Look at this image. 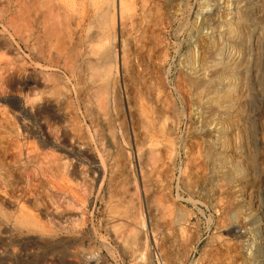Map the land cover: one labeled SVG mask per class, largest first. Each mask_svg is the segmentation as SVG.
<instances>
[{"label":"rangeland","instance_id":"obj_1","mask_svg":"<svg viewBox=\"0 0 264 264\" xmlns=\"http://www.w3.org/2000/svg\"><path fill=\"white\" fill-rule=\"evenodd\" d=\"M33 1L34 0H25L27 5H36L40 0ZM44 1L41 0L40 2L43 3ZM138 1L139 0H135L133 6V10H135H132V13H128L124 20V25H129V28L124 27V25L121 28L118 27L120 29H118L117 35L119 39L117 38L116 44H118L117 49L119 50V55L125 54V50L127 49L128 51H126L128 54L127 52L126 54L128 56L126 54L124 55L127 58H125L123 62L125 64L119 59V64H121L118 66V77L120 79L117 80L116 87H113V89H115V92L113 91V97L115 99V94L117 96V93H119L120 96H118L123 99H119V97L118 99L116 98L118 102L115 101V99L113 104L120 103L115 106L113 105L114 107H112V105H107L105 107L106 110H104L103 106L100 105V103L103 104V102H100L101 100H95L97 97L98 99L101 98L99 97L101 95L100 82L96 80V76L95 78L94 76L93 78L91 77V79L89 76L91 74L93 75V73L96 75V72L90 69L91 73L87 71V69L85 71L80 70L85 74L80 71H75V78H71L68 73V61L65 58L67 52L63 49L65 51L64 55L66 54L65 57H63V53H60L61 51L56 52V48H54L53 51H49L48 47H45L47 45L46 40L48 39L46 38L47 33H43V37L41 36V31L44 32L45 30V26H41L43 22V19H41L43 9H40L39 13L37 11L39 20L36 23L40 27L37 26L36 29L35 24L34 29H32L36 31L34 32L36 36L34 37L31 35L30 38L28 35H30L31 31H25L24 27H20L23 26L22 14L20 13L22 0H0V44L2 43L0 45V72L2 71L0 74V81L1 78L3 80L7 76L8 78L10 77V83L8 82V78L3 80L5 83L3 81H1L2 84L0 83V135H4L1 133H5L3 139V136H0V190L2 189L0 198L1 195L4 194V197L2 196V199H4H0V212L2 211V213H0V264H245L247 262L248 264H264V0H148L147 2L145 0L146 3L140 2L141 0L138 3ZM27 7H30V12L34 8L31 9V6ZM143 10H146L145 13ZM30 12H28V14ZM31 13L33 15V11ZM129 14L131 16H128ZM32 15H29V18H33ZM129 17H132L134 21ZM63 18L64 17L60 15L59 19L64 22L65 20ZM20 20H22V24ZM126 20H130V22L127 23ZM131 20L134 22V25ZM27 28L30 29L29 26ZM63 28L64 27H61L57 31L60 32V37L61 34L63 36L65 32V36L63 37L67 38V27H65L66 29ZM60 29L64 32L62 33ZM129 30H131V32ZM39 37L43 39L41 40ZM63 37V41L60 38V42L64 44L63 47L65 48V45H69ZM35 38H38L39 42H37L38 40H35ZM76 39L77 38H75L74 43ZM40 40L44 43L41 44ZM125 40L127 43L124 42ZM5 41L9 42H7L8 45H6ZM27 42L31 45H28ZM25 43L27 44V49L25 48ZM35 43L38 45H35ZM123 43L127 45V48L123 47ZM33 45L36 47L44 45L47 50L41 46L40 52L37 50L39 49L38 47L37 49L30 47ZM30 48H33L32 50H36L40 54L38 53V55L35 53L36 51L32 52ZM77 49L79 51L81 49L82 52L86 51L85 46L81 47L78 45ZM46 52L47 55L54 53L53 57L51 56L53 59L48 55L49 58L47 59H52L49 62L44 58ZM33 53L35 55H33ZM42 53L43 56L41 55ZM24 54L27 56L25 57ZM54 55H56L57 58ZM88 56V58H91L92 54ZM22 60H24L23 63ZM60 60L62 62H60ZM24 62L25 66H22L21 63L24 64ZM36 62L39 63V65L41 64L42 67H39ZM26 64L29 67H33L35 75H38L37 77L31 73L34 72L32 68H29V71L26 70L28 69ZM20 65L22 67H20ZM44 65L49 68L45 67V70L43 67ZM23 67L25 69H23ZM124 67L128 69V71L124 69ZM1 68L4 69L2 70ZM40 69L43 75L40 74L39 76V71L42 73ZM47 72L50 76L47 75ZM19 74H21V78ZM51 74L55 75L52 76ZM57 74L61 79L57 77ZM78 74L83 78L84 75L87 77L83 79L78 76ZM15 75L17 77H15ZM43 76L47 77L48 80ZM40 80L42 84L39 83ZM46 80L48 83L42 82H47ZM61 80L66 82L62 83ZM25 82L27 84H25ZM53 82L56 83H54L56 86ZM63 84L68 87H63ZM36 85L42 92L44 91V93H41V90L37 88ZM41 85H43V88L40 87ZM118 85L119 87L117 88ZM73 86L79 88V91ZM32 87L36 91L40 90V92L35 91L36 93H33V91L28 95L29 90H33ZM83 87L86 92H84ZM58 88L63 89L59 91ZM64 89H67V95ZM52 90H54V93ZM51 91L53 94H56L57 100L53 98L54 95L52 96V94L50 97L49 92ZM92 92L95 96L94 94L91 95ZM31 94L37 95L39 99H36L35 95L31 97ZM61 94L64 95V97H62ZM80 98L83 99L80 101ZM60 99L62 101H60ZM70 99H72V101ZM55 100L56 103L60 101L61 103H59L61 106L59 103L56 105L54 102ZM126 100L129 105H127ZM39 101L42 103H38ZM50 101H52V104H49L51 103ZM74 101H76V103ZM31 102H36L37 104H32ZM62 102L64 105L67 102L65 106L68 110H64L66 108L63 107L64 105H62ZM96 102L99 103V105L96 104ZM86 103L87 108L85 105ZM26 104L28 108H25ZM79 104H84L85 107ZM140 105L143 107H140ZM95 106L97 107L94 108ZM122 106H126V109ZM84 108L91 112L86 111V115L83 113L85 111ZM109 108L111 111H109ZM141 108L145 109L141 110ZM77 111H80V114ZM51 112L52 114L54 113L53 116ZM32 113L34 114L32 115ZM143 113L147 117H145ZM71 114L77 115L72 116ZM94 114L102 117L100 118L98 116L99 119H96L97 117ZM67 115L70 117L68 118ZM92 116L95 119H93ZM5 117L6 119H4ZM51 117L54 119H51ZM73 117L77 119H73ZM132 117H134V119ZM66 118H72L70 120L72 125L68 123L69 121H67ZM128 118L131 121L128 120ZM150 118L153 119V124L150 122L152 120ZM63 119L64 121L66 120L67 124H62ZM60 120H62L61 123ZM97 120L99 121L97 122L98 124L94 122ZM104 120L107 122L105 123ZM21 121L23 124H21ZM73 121L75 123L78 122V127H76L77 124ZM104 123H108V126H105ZM118 123H122L123 127L120 128L121 126ZM141 123L143 125H140ZM52 124H54V126ZM68 124L71 125V127L73 124L76 125H74L75 127L73 126L74 129H70L73 131L67 128L69 127ZM111 124L112 126H110ZM130 124H132V126ZM11 125L15 126H13V131L11 130L9 133L7 131L8 129H12ZM24 125L27 126V129ZM31 125H35L34 129ZM86 125L88 129H86L87 127L85 128ZM91 125H93V127ZM101 125L103 128L100 129ZM146 125L148 129L145 127ZM60 126L67 127L62 128ZM98 126L99 128L96 129ZM54 127L57 129L58 133L56 131L52 132ZM126 127L128 129H125ZM149 127L152 129L150 130ZM28 128H31V130ZM2 129L5 131H2ZM78 129L82 134L78 133ZM124 129L126 131V136L123 134V132H125ZM111 130H116L115 135L117 136L118 145L115 147V151L110 153L103 148L104 144H101V141L104 143L105 136L110 134ZM131 130H134L133 133ZM147 130L151 133H149V131L147 132ZM65 131H67L69 136L66 135L67 137L63 140L65 135L62 133H66ZM99 131L102 133H99ZM104 131H106L105 135L101 136L104 134ZM17 132L19 133L18 136L16 135ZM25 132L27 133L26 136H24ZM43 133L44 136L42 135ZM6 134L7 137H5ZM20 134L22 135L20 136ZM53 134L58 137L59 140H57ZM50 135H53L52 138H50ZM73 135L75 138H79V141L77 138L73 139ZM32 136L33 138H31ZM61 136H63L62 139ZM80 137L83 139L81 140ZM148 137L149 139H147ZM14 139H17V141L19 139V142H14ZM37 139L39 140L36 141ZM135 140L138 146L141 143L140 147L142 146V149L136 146L137 143H135ZM41 141L43 143H41ZM50 141L52 144H50ZM83 141H85L86 144ZM98 141L100 143H98ZM44 142L47 144V147ZM62 142L63 144H61ZM80 142L83 145L81 149L83 147L88 152L82 149V151L78 153L81 149L77 151L74 145ZM15 143H20L19 145L21 146L19 147V145L17 146ZM21 143L27 146L26 149H24L25 146ZM64 144L66 145L65 147ZM14 145H16L18 149L15 148L16 146ZM51 145L53 148L52 150ZM63 147L64 149L67 148V150H64ZM96 147L97 151L95 150ZM98 147H102L104 151ZM59 148L60 150H58ZM36 149L39 152H36ZM72 149H74V151ZM31 150L36 156L34 153H29ZM136 150H138L137 154ZM40 151H44L45 153ZM20 152L21 155L17 154ZM26 152H28V154ZM51 152L55 154V157L59 155L60 159L57 160L54 158V155L50 154ZM75 152L76 155L74 154ZM144 152L149 153H147V155L144 154ZM43 154L45 155L43 156ZM86 154H92L91 156H95V159L97 156L100 157L99 155H101L105 161L108 160L107 162L109 163L114 161V163L112 167L109 166V164L108 167H106L105 174L107 175L106 179H108L106 180L108 188L100 193L96 191L98 182L92 180L93 177L91 175L93 173H87L88 176L86 180L82 178L81 175H78L80 178L77 176L76 178L75 176L72 178L69 177L71 180L70 187L67 186L69 189L66 188L64 191L67 194L71 193L68 194V196L74 201V207L71 208L73 212L70 206L64 205L65 203L63 200L62 202L60 201L63 195L59 193L60 190L57 188L58 186L52 183L53 176L48 168L49 166L52 167L57 165L56 162L58 161L62 164L63 161L62 167H60V162H58L60 165L54 167L58 169L57 173L60 171L58 176L61 175L62 177L63 174L68 171V163L71 166L72 164H77L79 161L80 163L78 164L82 166L80 167V165L77 164L78 173L80 169L81 171L83 169V171L86 170L88 172L89 165L82 160L83 157L84 160L86 159ZM103 154L106 155V157ZM13 155H16L15 157L17 159H14V157H12ZM17 155H20V157L18 158ZM29 155H31L32 158ZM66 155L71 157L72 162L70 161V157ZM108 155L110 156L108 157ZM24 156L28 159L25 160ZM45 156L46 158H44ZM48 156H52L53 159L52 157L48 158ZM63 157L66 160H64ZM32 159L34 160L32 161ZM46 159H50L51 161L49 162V160ZM54 159H56V161H52ZM44 161L45 163L43 164L47 162L48 168H46V165H43L41 169V163ZM96 161H98V159H96ZM29 162L33 164L29 165ZM12 163H14V165ZM3 164H5L4 168H2ZM21 164L25 167L24 171L21 170ZM84 165L86 166L84 167ZM65 166L67 169H64L66 168ZM35 168H40V173L45 169L49 172H46L47 175L51 174V176H47V180H45L46 178L43 179L45 176L44 170L41 173L44 176L38 175V177L36 175L39 173V170H35ZM60 168H62V171ZM4 170L6 171L4 172ZM29 170L30 175H28ZM35 171L37 172L34 173ZM55 171L56 170H54V173H56ZM26 176H28L29 179ZM89 176L91 177L90 179L88 178ZM7 178L12 181L10 180V182ZM31 181H34L33 183H36V186L34 185L32 187L33 183ZM9 182L10 184L8 187L11 185L9 188H11L13 192L10 189L8 190V187L5 186ZM140 183H142V185ZM31 188L33 190H30ZM54 189L56 190L54 191ZM3 190L7 191V193ZM29 193H31L33 199ZM23 194L25 197L27 196V199L23 196L25 201L21 200ZM107 194H110L111 197L110 195L107 196ZM120 195L122 196L120 197ZM59 196H61V198ZM134 200H136L135 205ZM19 201H22L26 207L21 202L19 203ZM139 201L141 202L139 203ZM7 202H9V204H7ZM59 202H61V205L65 206V208H69V212L73 214L71 220H67L66 223L63 220L57 219V221L56 218H52L53 214L57 211L56 209H64L63 206L60 207L61 205ZM123 202H125V204ZM19 204H22L25 208L22 207V205L18 206ZM11 205L16 206L11 207ZM55 205L57 208H55ZM123 205H127V207ZM132 208H135V210H132ZM24 211L27 213L29 219L31 217L30 220H28ZM38 212H40V215L42 214V218L39 217ZM125 213L128 216H126L127 218H133L134 222L130 218L133 223L128 222L129 220L124 216ZM129 213L131 215H129ZM134 214L135 218L133 216ZM20 216L21 218L25 217L24 219L27 218L24 220L25 225ZM32 216L33 222L36 220L34 224L37 225V227H41L45 232H42V229L40 232L39 227L38 230L35 225L32 224L36 228L29 223V221L32 222ZM36 217H39L38 221L37 219L34 220ZM125 222H127V226ZM153 222H155V224ZM28 223L29 226L31 225L32 227L30 226L31 229H28V226L26 230L24 226L26 227ZM54 223L58 225V227ZM18 224L21 226H18ZM43 225L50 229L52 228L51 230L55 227L54 233L50 229L49 231L47 230L48 233L45 230L48 228H43ZM135 226L139 229V233L138 230H136L138 238L134 231V229H136ZM139 226L142 228H139ZM131 227L134 228H132L135 232L134 235L131 231ZM151 229H153V232ZM157 229L158 232L156 231ZM38 231L40 233H38ZM126 232H130L128 236L131 234V237L132 235L136 237L137 241L134 240L135 238L132 239L134 242H139V245L133 243L131 238L132 241H130V239L126 240L128 239H125ZM142 233L145 234L142 235ZM141 236H144V240ZM139 239L144 242L142 241L140 244ZM103 242L106 243L104 244ZM127 242H132V245ZM257 244H259V247ZM76 249L80 252H77ZM249 249L252 251L251 254ZM73 250L75 256H73ZM92 252L96 253L97 258H90V253ZM71 254L73 258L75 257L74 260ZM86 259H88L89 262H87L88 260ZM245 260H247V262Z\"/></svg>","mask_w":264,"mask_h":264},{"label":"bare ground","instance_id":"obj_2","mask_svg":"<svg viewBox=\"0 0 264 264\" xmlns=\"http://www.w3.org/2000/svg\"><path fill=\"white\" fill-rule=\"evenodd\" d=\"M35 1V0H34ZM33 1V2H34ZM41 1V0H40ZM39 1V2H40ZM42 1H44V0H42ZM140 1V0H139ZM139 1H138V3H139ZM148 0H146V2H147ZM29 2V1H28ZM32 2V1H31ZM36 2H38V1H36ZM39 2H38V4H39ZM140 2H144V3H146L145 2V0H141ZM137 3V4H138ZM29 4V3H28ZM37 3H36V5L35 4H32V5H34V6H32L31 4L30 5H27L26 4V2H25V0H22V8H21V14H22V19H23V26H20V27H24V30L25 31H31L30 32V35H28L29 37L32 35V36H36V35H34V32H36V31H33V29H34V26H35V24H36V29H37V26H39L36 22L39 20L38 19V17H37V11H38V13H39V10L40 9H43V12L41 13V19H43L42 21V23H41V26L43 25V26H45V30H44V32L43 31H41L42 32V37H43V33H47L46 34V38L48 39V40H46L47 41V45L45 46L46 48L48 47V50L49 51H53V49L54 48H56V52H59V51H61L60 53H63V57H65V55H64V52L66 51L67 52V56L65 57L66 59H67V61H68V73L70 74L69 76L72 78V77H74V74H75V71L77 72V71H80V70H82V71H85L86 69H87V71H90V70H94L95 72H96V75L93 73V75L91 74V75H89L90 76V79H91V77L93 78V76H94V78H95V76H96V80L97 81H99L100 83V90H101V95L99 96V97H101V98H99L98 99V97H97V99H95L96 101H99V100H101L100 102H103V104H101L100 103V105H102L103 106V108H104V110H106V106L108 105H112V107H114L115 105H118L119 103H115V105L113 104V101L117 98L118 99V97L120 96L119 95V93H117L118 95L116 96V94H115V99H114V93H113V91L115 92V89H113V87L117 84V80L118 79H120L119 77H118V66H120V64H119V59L122 61V63L124 62V60H125V54H126V52L128 51L127 49V51L125 50V54L123 53H121L122 55L120 56L119 55V50L117 49V45L118 44H116V41H117V35H118V27H122L123 25H124V20L126 19V17H127V14L128 13H130L132 10H133V6H134V4H135V0H45L43 3L42 2H40V4L38 5ZM138 5H140V4H138ZM142 5V4H141ZM147 5V4H146ZM27 6H31V9L33 8V10H31V12L33 11V15H32V13L30 12V7H27ZM143 6V5H142ZM144 7H146V6H144ZM137 8V7H136ZM138 9H139V7H138ZM29 10V11H28ZM135 10V9H134ZM133 10V11H134ZM42 11V10H41ZM132 11V12H133ZM141 11H142V9H141ZM144 11V10H143ZM146 11V10H145ZM145 11H144V13H145ZM28 12H30L29 14H28ZM65 12H66V14H65ZM131 12V13H132ZM135 12H137V11H135ZM140 12V11H139ZM61 13V14H60ZM63 13V14H62ZM140 13H143V12H140ZM138 14V13H137ZM29 15H32L33 16V18H29ZM60 15H62L64 18V22L61 20V19H59L60 18ZM142 15V14H141ZM20 16V15H19ZM128 16H131L130 14L128 15ZM134 16V15H133ZM141 17V16H140ZM139 17V18H140ZM62 18V17H61ZM130 19L132 18V17H129ZM132 20L134 21V19L132 18ZM131 20V22H133ZM21 22V24H22V20H20ZM31 22V23H30ZM41 22V21H40ZM126 22L128 23V22H130V20L129 21H127L126 20ZM126 25V24H125ZM124 25V27H128V26H125ZM132 25V24H131ZM133 25H134V22H133ZM29 26V28L30 29H28L27 27ZM40 27V26H39ZM61 27H67V29H66V35H67V38H64L63 36H65V32L64 31H62L61 29H60V31L64 34L63 36H62V34H61V37H60V32L59 31H57V30H59V28H61ZM33 28V29H32ZM63 28V29H64ZM129 28V27H128ZM132 28V27H131ZM42 29V28H41ZM120 30V29H119ZM122 30V29H121ZM125 30V29H124ZM132 30V29H131ZM131 30H129L130 32H131ZM46 31V32H45ZM126 31V30H125ZM38 32V31H37ZM56 32H57V34H56ZM121 32V31H120ZM133 33V32H132ZM77 34V35H76ZM120 34V33H119ZM122 34V33H121ZM127 34V33H126ZM131 34V33H130ZM26 35V34H25ZM25 35H24V37H25ZM59 35V36H58ZM27 36V37H28ZM75 36H77V37H75ZM134 36V35H133ZM135 36H136V34H135ZM40 38L41 40L43 39V38ZM62 37L64 38V40L68 43V45L69 46H67V45H65V48H66V46H67V48L65 49L64 47H63V45L64 44H62V42H60L61 40H60V38L62 39ZM121 37H123V36H121ZM31 38V37H30ZM75 38H77L76 39V42L74 43V40H75ZM127 38L129 39V37L127 36ZM33 39V38H32ZM68 41H67V40ZM119 39V38H118ZM35 40H38L37 42H39V39L38 38H35ZM40 40V42H41V44H43L42 43V41ZM31 41V40H30ZM34 41V40H33ZM62 41H63V39H62ZM64 41V42H65ZM120 41V40H119ZM7 42L8 41H5V43H6V45H8L7 44ZM35 42V41H34ZM33 42V43H34ZM65 42V43H66ZM125 43H127L126 42V40L124 41ZM9 43V42H8ZM28 43V42H27ZM2 44V43H1ZM0 44V45H1ZM30 43H28V45H29ZM62 44V45H61ZM124 44V43H123ZM31 45V44H30ZM35 45H38L37 43H35ZM63 47H61V46ZM85 46V50L86 51H84V52H82L81 51V49H80V51L77 49V46ZM125 45L126 44H124V48H127V45H126V47H125ZM41 46H43L44 47V45H41ZM40 46V47H41ZM27 47V44L25 43V48ZM30 47H34V48H36L37 49V47L36 46H30ZM40 47H38L39 49H37V50H39L40 51ZM44 47V48H45ZM86 47H87V49H86ZM45 48V50H47ZM122 48V47H121ZM27 49V48H26ZM31 49V48H30ZM33 49V48H32ZM31 49V50H32ZM63 51H62V50ZM36 51V50H35ZM34 50H32V52H35ZM49 51H47V52H49ZM26 52V51H25ZM31 52V51H30ZM41 52V51H40ZM47 52H46V55H47ZM55 52V53H56ZM28 53H29V51H28ZM35 53H39L38 51H36ZM40 54V53H39ZM38 54V55H39ZM51 55H49V57L50 58H52L53 57V54L52 53H50ZM92 54V56H91V58H95V59H91V58H88V57H90V56H88V55H91ZM127 54H128V52H127ZM126 54V55H127ZM25 55V54H24ZM33 55H35L34 53H33ZM38 55H36V56H38ZM42 56H43V53L41 54ZM46 55L44 56V58H45V60H48L47 58H49L48 57V55H47V57H46ZM58 55V54H57ZM27 55H25V57H26ZM42 56H39V57H42ZM52 56V57H51ZM55 57H56V55H54ZM88 56V57H87ZM128 56V55H127ZM29 57V56H28ZM31 57V56H30ZM35 57V56H34ZM58 57H59V55H58ZM32 58H33V56H32ZM57 58V57H56ZM56 58H54V59H56ZM30 59V58H29ZM40 59H42V58H40ZM53 59V58H52ZM52 59H50V60H52ZM61 59H62V57H61ZM127 59V58H126ZM8 60H10V59H8ZM7 60V61H8ZM13 60V59H12ZM31 60V59H30ZM35 60V59H34ZM37 60V59H36ZM44 60V61H45ZM50 60H48V62L50 61ZM63 60V59H62ZM11 61V60H10ZM23 61L24 60H22V63H23ZM32 61V60H31ZM31 61H30V63H31ZM57 61V60H56ZM37 62H39V61H37ZM36 62V64H38L39 65V63H37ZM46 62V61H45ZM54 62V61H53ZM60 62H62L61 60H60ZM64 62V61H63ZM8 63H9V61H8ZM14 63H15V61H14ZM21 63V65L23 66H25V62H24V64H22ZM43 63V62H42ZM55 63V62H54ZM53 63V64H54ZM32 64V63H31ZM35 64V63H34ZM44 64V63H43ZM57 64V63H56ZM58 64H59V62H58ZM63 64H65V63H63ZM123 64H125V63H123ZM128 64V63H127ZM20 65V67H22ZM27 65V64H26ZM30 65V64H29ZM33 65V64H32ZM48 65V64H47ZM62 65V64H61ZM11 66V65H10ZM28 66V65H27ZM37 66V65H36ZM59 66H60V64H59ZM63 66H65V65H63ZM62 66V67H63ZM122 66V65H121ZM39 67H42L41 66V64L39 65ZM44 68L46 67L45 65L43 66ZM50 67H51V65H50ZM53 67V66H52ZM123 67V66H122ZM121 67V68H122ZM29 68L31 69H33V67H29L28 66V69H26V70H28L29 71ZM46 68H49V67H46ZM46 68H45V70H46ZM67 68V67H66ZM2 70L4 69V68H1ZM21 69V68H20ZM23 69H25L24 67H23ZM22 69V70H23ZM52 69V68H51ZM58 69V68H57ZM90 69V70H89ZM124 69H126L125 67H124ZM124 69H122V70H124ZM21 70V71H22ZM41 70V69H40ZM127 71H128V69H126ZM126 70H124V71H126ZM7 71V70H6ZM27 71V72H28ZM32 71V70H31ZM33 71H34V69H33ZM48 71V70H47ZM126 71V72H127ZM3 72H5V71H3ZM26 72V71H25ZM38 72V71H37ZM41 72H42V70H41ZM50 72V71H49ZM53 72V71H52ZM81 72V71H80ZM121 72V71H120ZM2 73V71L0 72V74ZM18 73V72H17ZM16 73V74H17ZM19 73H20V71H19ZM30 73V72H29ZM28 73V74H29ZM31 73H33L34 75H35V71L34 72H31ZM44 73H46V72H44ZM48 73V72H47ZM81 73H84V72H81ZM88 73V72H87ZM90 73H91V71H90ZM122 73V72H121ZM37 74V73H36ZM40 74H42L43 75V72L42 73H40V71H39V76H40ZM85 74V73H84ZM124 74V73H123ZM4 75H5V73H4ZM20 75L21 74H19V77H20ZM23 75V74H22ZM25 75H27V74H25ZM30 75V74H29ZM41 75V76H42ZM47 75H49V73L47 74ZM52 75V74H51ZM53 75H55V74H53ZM52 75V76H53ZM83 75V74H82ZM9 76H11V75H9ZM14 76V75H13ZM31 76H33V75H31ZM36 76V75H35ZM38 76V75H37ZM36 76V77H37ZM50 76V75H49ZM66 76H67V73H66ZM77 76V75H76ZM78 76H80L79 74H78ZM77 76V77H78ZM88 76V77H89ZM15 77H17L16 75H15ZM14 77V78H15ZM18 77V78H19ZM29 77V76H28ZM27 77V78H28ZM35 77V78H36ZM43 77H45V76H43ZM57 77H58V74H57ZM64 77V76H63ZM81 77V76H80ZM87 77V76H86ZM85 77V75H84V78H86ZM6 78H8V76L7 77H5L4 79H6ZM10 78V77H9ZM9 78H8V82L10 83V81H9ZM21 78V77H20ZM26 78V77H25ZM24 78V79H25ZM31 78V77H30ZM35 78H33V79H35ZM40 78V77H39ZM50 78V77H49ZM56 78V77H55ZM59 78V77H58ZM75 78V77H74ZM73 78V79H74ZM81 78H83V77H81ZM83 78V79H84ZM3 79V80H4ZM23 79V78H22ZM36 79H38V78H36ZM35 79V80H36ZM43 79V78H42ZM41 79V80H42ZM45 79H47L48 80V78L47 77H45ZM54 79V78H53ZM59 79H61V78H59ZM82 79V80H83ZM2 80V78H1V81H3ZM11 80V79H10ZM27 80V79H26ZM30 80H32V79H30ZM41 80H40V84H42L41 83ZM44 80V79H43ZM46 80V81H47ZM58 80V79H57ZM66 80V79H65ZM94 80V79H93ZM1 81H0V83H1ZM60 81V80H59ZM58 81V82H59ZM62 81V83H64V82H66V81H64L63 82V80H61ZM122 81V80H121ZM4 82V81H3ZM31 82V81H30ZM37 82V81H36ZM42 82H44V83H48V81L47 82H45V81H42ZM51 82H52V80H51ZM69 82V81H68ZM67 82V83H68ZM78 82V81H77ZM96 82V81H95ZM119 82V81H118ZM5 83V82H4ZM20 83V82H19ZM35 83V82H34ZM43 83V84H44ZM55 82H53V84H54ZM61 83V82H60ZM59 83V84H60ZM2 84V83H1ZM25 84H27L26 82H25ZM29 84V83H28ZM50 84V83H49ZM56 84V83H55ZM54 84V85H55ZM69 84V83H68ZM71 84V83H70ZM77 84V83H76ZM9 85H12V84H9ZM32 85H34V84H32ZM64 85V84H63ZM67 85V84H66ZM73 85V84H72ZM78 85V84H77ZM82 85V84H81ZM2 86V85H1ZM4 86V85H3ZM29 86H30V84H29ZM43 85H41L40 87H42ZM46 86V85H45ZM56 86V85H55ZM83 86V85H82ZM90 86V85H89ZM93 86V85H92ZM97 86H98V84H97ZM36 87L37 88H39L37 85H36ZM63 87H68V86H63ZM73 87H76V86H73ZM84 87H86V86H84ZM83 87V88H84ZM116 87V86H115ZM119 87V85L117 86V88ZM1 88V87H0ZM43 88V87H42ZM51 88V87H50ZM77 88V87H76ZM87 88V87H86ZM90 88H91V86H90ZM21 89V88H20ZM25 89V88H24ZM28 89V88H27ZM32 91H30L29 90V93H28V95L30 94V93H32L33 91V93H36V92H40V90H38V91H36L33 87H32ZM46 89V88H45ZM53 89V88H52ZM61 89H63V88H61ZM61 89H59L58 88V90L60 91ZM79 88H77L76 90H78ZM65 91L67 90V89H64ZM63 90V91H64ZM73 90H75V89H73ZM82 89L80 88V91H81ZM84 90V92H86L85 91V88L83 89ZM88 90V89H87ZM92 90V89H91ZM100 90H99V92H100ZM36 91V92H35ZM48 91V90H47ZM53 91V93H54V90H52ZM52 91L51 92H49L50 93V97H51V94H52V96H53V98L54 99H56V94H53L52 93ZM58 91V92H59ZM64 91V92H65ZM79 91V90H78ZM89 91V90H88ZM94 91V90H93ZM117 91V90H116ZM121 91V90H120ZM119 91V92H120ZM24 92H26V91H24ZM46 92V91H45ZM67 92L68 91H66V95H67ZM70 92V91H69ZM72 92V91H71ZM82 92V91H81ZM80 92V93H81ZM90 92V91H89ZM118 92V91H117ZM41 93H44V91L42 92V90H41ZM63 93V92H62ZM78 93V92H77ZM121 93V92H120ZM57 94H59V93H57ZM64 94V93H63ZM72 94V93H71ZM70 94V95H71ZM92 94H94L93 92L91 93V95ZM27 95V96H28ZM35 95V94H34ZM34 95H32L31 94V97H33ZM38 95H39V93H38ZM44 95V94H43ZM42 95V96H43ZM62 95V94H61ZM61 95H59V96H61ZM83 95V94H82ZM84 96V95H83ZM94 96H95V94H94ZM44 97H45V95H44ZM44 97H41V98H44ZM62 97H64V95H62ZM75 97V96H74ZM129 97V96H128ZM25 98V97H24ZM35 98L36 99H39V97H37V95H35ZM49 98V97H48ZM53 98H51V99H53ZM61 98V97H60ZM69 98V97H68ZM90 98V97H89ZM122 97H119V99H121ZM35 99V100H36ZM45 99V98H44ZM44 99H42V100H44ZM63 99H67V98H63ZM83 99V98H82ZM81 98H80V101L82 100ZM115 100V101H117L118 102V100ZM123 99V98H122ZM126 99H127V97H126ZM35 100H33V101H35ZM41 100V101H42ZM57 100V99H56ZM56 100L54 101L55 102V104L56 105H58L57 103H59L60 101H62L61 99H60V101L59 102H57L56 103ZM59 100V99H58ZM71 101H72V99H70ZM85 101H87L86 99H84ZM94 100V101H95ZM128 100V99H127ZM126 100V101H127ZM38 101V100H37ZM65 101V100H64ZM67 101V100H66ZM80 101H78V102H80ZM114 101V102H115ZM123 101V100H122ZM129 101V100H128ZM128 101H127V105H129L128 104ZM134 101V100H133ZM45 102V101H44ZM48 102H49V100H48ZM51 103H49V104H52V101H50ZM75 103H76V101H74ZM141 102V101H140ZM32 104L33 103H36V102H31ZM38 103H42V102H38ZM61 103V102H60ZM60 103H59V105H60ZM81 103H83V102H81ZM37 104V103H36ZM55 104H53V105H55ZM66 104H67V102H66ZM65 104V105H66ZM68 104H69V100H68ZM74 104V103H73ZM96 104H98L99 105V103H97L96 102ZM123 104H126V103H123ZM23 105V104H22ZM35 105V104H34ZM40 105H42V104H40ZM62 105H64L63 104V102H62ZM63 106V107H65L66 108V106ZM80 105V104H79ZM82 105V104H81ZM80 105V106H81ZM86 105V108H87V103L85 104ZM85 105L83 104L82 106H84L85 107ZM89 105H91V104H89ZM93 105V104H92ZM114 105V106H113ZM143 105V104H142ZM27 106V104L25 105V108H28V107H26ZM61 106V105H60ZM59 106V107H60ZM68 106V105H67ZM70 106V105H69ZM120 106V105H119ZM124 106V105H123ZM122 106V107H123ZM46 107H47V105H46ZM93 107V106H92ZM97 106H95L94 108H96ZM121 107V108H122ZM126 107V106H125ZM125 107H123V108H125ZM129 107V106H128ZM131 107H133V106H131ZM130 107V108H131ZM140 107H143V106H141L140 105ZM33 108V107H32ZM32 108H31V110H32ZM39 108H40V106H39ZM42 108V107H41ZM44 108V107H43ZM57 108V107H56ZM86 108H84L85 109V111L83 112V113H85L86 114V111H88V112H91V111H89L88 109L86 110ZM101 108V107H100ZM108 108V107H107ZM119 108V107H118ZM117 108V109H118ZM146 108V107H145ZM145 108H141V110H144ZM21 109V108H20ZM34 109V108H33ZM55 109V108H54ZM77 109H78V106H77ZM90 109V108H89ZM126 109V108H125ZM129 109V108H128ZM137 109V108H136ZM18 110V109H17ZM25 110H27V109H25ZM40 110H42V109H40ZM56 110V109H55ZM58 110V109H57ZM64 110H68V108H66V109H64ZM73 110V109H72ZM79 110V109H78ZM103 110V109H102ZM108 110V109H107ZM123 110V109H122ZM19 111V110H18ZM17 111V112H18ZM27 111H29V110H27ZM34 111V110H33ZM32 111V112H33ZM70 111V110H69ZM109 111H111L110 110V108H109ZM116 111V110H115ZM118 111H119V109H118ZM117 111V112H118ZM124 111V110H123ZM127 111V110H126ZM131 111V110H130ZM137 111V110H136ZM21 112H22V110H21ZM29 112H31V111H29ZM49 112H50V110H49ZM74 112V111H73ZM78 112V111H77ZM80 112V111H79ZM78 112V113H79ZM101 112V111H100ZM143 112V111H142ZM38 113H39V111H38ZM56 113V112H55ZM60 113V112H59ZM62 113V112H61ZM75 113H76V110H75ZM82 113V112H81ZM22 114H24V113H22ZM34 113H32V115H33ZM36 114V113H35ZM41 114V113H40ZM45 114V113H44ZM51 114H52V112H51ZM67 114V113H66ZM65 114V115H66ZM69 114V113H68ZM80 114V113H79ZM84 114V115H85ZM90 114V113H89ZM112 114V113H111ZM110 114V115H111ZM121 114H123V113H121ZM125 114V113H124ZM127 114V113H126ZM132 114H133V112H132ZM144 114V113H143ZM19 115H20V113H19ZM38 115V114H37ZM46 115V114H45ZM47 115H48V113H47ZM54 115V113L52 114V116ZM72 115V114H71ZM75 115H77V114H75ZM75 115H72V116H75ZM83 115V114H82ZM87 115V114H86ZM94 115H96V117L94 116ZM93 116L96 118V119H99L98 118V116H97V114H94ZM106 115H107V113H106ZM116 115V114H115ZM118 115H119V113H118ZM141 115V114H140ZM145 115V114H144ZM143 115V116H144ZM17 116V115H16ZM25 116V115H24ZM27 116V115H26ZM41 116H42V114H41ZM64 116V115H63ZM79 116V115H78ZM78 116H77V118H78ZM92 116V117H93ZM138 116V115H137ZM43 117H45V116H43ZM48 117V116H47ZM60 117V116H59ZM67 117H68V115H67ZM70 117V116H69ZM68 117V118H69ZM81 117V116H80ZM82 117H84V116H82ZM93 117V119H95ZM100 117V116H99ZM102 117V116H101ZM100 117V118H101ZM107 117V116H106ZM105 117V118H106ZM113 117V116H112ZM119 117H120V115H119ZM125 117V116H124ZM129 117V116H128ZM145 117H147L146 115H145ZM33 118V117H32ZM34 118H35V116H34ZM37 118V117H36ZM39 118H40V116H39ZM42 118V117H41ZM46 118V117H45ZM53 117H51V119H52ZM76 117L74 118L73 117V119H77ZM87 118H89V117H87ZM110 118V117H109ZM108 118V119H109ZM123 118V117H122ZM121 118V119H122ZM131 118V117H130ZM133 119H134V117H132ZM137 118H139V117H137ZM141 118H142V115H141ZM4 119H6V117L4 118ZM20 119V118H19ZM24 119V118H23ZM38 119V118H37ZM44 119V118H43ZM50 119V120H51ZM54 119V118H53ZM67 119V118H66ZM72 119V118H71ZM71 119H67V121H69L68 123H70V120ZM107 119V120H108ZM112 119V118H111ZM126 119V118H125ZM150 119H152V118H150ZM10 120H11V118H10ZM22 120V119H21ZM89 120V119H88ZM122 120H124V119H122ZM128 120H130L129 118H128ZM2 121V120H1ZM18 121V120H17ZM23 121V120H22ZM22 121H21V124H23L22 123ZM35 121V120H34ZM34 121H33V123H34ZM59 121V120H58ZM61 121L62 120H60V123H61ZM75 121V120H74ZM73 121V122H74ZM79 121V120H78ZM82 121V120H81ZM84 121V120H83ZM105 121V120H104ZM118 121H119V118H118ZM117 121V122H118ZM125 121V120H124ZM131 121V120H130ZM141 121V120H140ZM23 122H25V121H23ZM47 122V121H46ZM56 122V121H55ZM94 122H99L98 120L97 121H94ZM101 122V121H100ZM107 121H105V123H106ZM122 122V121H121ZM142 122V121H141ZM144 122V121H143ZM151 123L153 122V119L150 121ZM20 123V122H19ZM28 123V122H27ZM39 123V122H38ZM37 123V124H38ZM42 123V122H41ZM49 123H51V122H49ZM63 123H66V120L64 121V119H63V121H62V124ZM75 123V122H74ZM78 123V122H77ZM77 123H75V124H77ZM85 123V122H84ZM83 123V124H84ZM90 123V122H89ZM102 123V122H101ZM104 123V124H105ZM114 123V122H113ZM123 123H125V122H123ZM148 123V122H147ZM1 124V123H0ZM10 124V123H9ZM25 124V123H24ZM44 124H46V123H44ZM67 124V123H66ZM71 125H72V122L70 123ZM75 124H73V126L75 125ZM81 124H82V122H81ZM86 124V123H85ZM93 124V123H92ZM98 124V123H97ZM97 124H96V126H97ZM108 124V123H107ZM107 124H105V126L107 125ZM118 124H120V123H118ZM126 124H127V122H126ZM132 124H133V121H132ZM132 124H130L131 126H132ZM149 124V123H148ZM153 124V123H152ZM27 125H29V124H27ZM51 125V124H50ZM53 126H54V124H52ZM56 125H58V124H56ZM61 125V124H60ZM63 125H65V124H63ZM62 125V126H63ZM69 125V124H68ZM71 125H69V127H67V126H64V127H67L69 130L70 129H74V127L76 126H72L71 127ZM88 125V124H87ZM85 126V128L86 129H88V126ZM95 125V124H94ZM140 125H143L142 123L140 124ZM149 125H151V124H149ZM7 126V125H6ZM13 126H15V125H11V127H12V129H8V131L7 132H9L10 133V131L12 130L13 131ZM25 126V128L27 127L26 125H24ZM23 126V127H24ZM32 127H33V129H34V126L33 125H31ZM44 126V125H43ZM62 126H60V127H62ZM92 127H93V125H91ZM108 126V125H107ZM110 126H112V124L110 125ZM120 128H122L123 126H122V123L120 124ZM126 126V125H125ZM129 126V125H128ZM133 126H134V124H133ZM152 126V125H151ZM21 127V126H20ZM37 127V126H36ZM39 127V126H38ZM42 127V126H41ZM45 127V126H44ZM52 127V126H51ZM59 127V126H58ZM64 127H62V128H64ZM76 127H78V124H77V126ZM92 127H90V128H92ZM114 127H115V125H114ZM119 127V126H118ZM147 129H148V127H147V125L145 126ZM57 128V127H56ZM66 128V129H67ZM80 128V127H79ZM89 128V129H90ZM95 128V127H94ZM97 128H99V126L98 127H96V129ZM101 128H103L102 127V125H101V127H100V129ZM21 129H22V127H21ZM27 129V128H26ZM25 129V130H26ZM29 129V128H28ZM39 129V128H38ZM59 129V128H58ZM61 129V128H60ZM81 129V128H80ZM114 129H116V128H114ZM113 129V130H114ZM125 129H128L127 127L125 128ZM125 129H124V131H125ZM133 129V128H132ZM149 129H150V127H149ZM152 129V128H151ZM150 129V130H151ZM17 130H19V129H17ZM29 130H31V128L29 129ZM50 130V129H49ZM49 130H48V132H49ZM63 130V129H62ZM79 130V129H78ZM99 130V129H98ZM97 130V131H98ZM121 130H123V129H121ZM135 130V129H134ZM133 130V131H134ZM146 130V129H145ZM2 131H5L4 129H2ZM16 131V130H15ZM38 131V130H37ZM40 131V130H39ZM57 132V129H55V127L52 129V132ZM70 131H73V130H70ZM77 131V130H76ZM86 131V130H85ZM116 131V130H115ZM115 131H112L111 130V132H110V134H107V136H105V139H104V143H102V139L101 140H99V141H101V144H104V147H103V145H102V147L106 150V151H108V152H112V151H115V147L118 145V143H117V136L115 135ZM117 131H118V129H117ZM128 131V130H127ZM133 131L131 130V132L133 133ZM149 130H147V132H148ZM32 132H34V131H32ZM41 132V131H40ZM62 132H64V131H62ZM66 133H67V131H65ZM91 132V131H90ZM105 132L106 131H104V134H102L101 136H103V135H105ZM24 133V132H23ZM29 133V132H28ZM58 133V132H57ZM66 133H62V134H64L65 136H64V138H63V136H61V139L63 138V140L65 139V137H67L66 135H68V133L66 134ZM78 133H80V130L78 131ZM88 133V132H87ZM93 133H94V131H93ZM99 133H102V132H100L99 131ZM125 133H126V131L125 132H123V134L125 135ZM136 133V132H135ZM149 133H151L150 131H149ZM1 134H4L5 135V133H1ZM13 134V133H12ZM16 134V133H15ZM18 132H17V136H18ZM26 132H25V134H24V136H26ZM49 134H50V132H49ZM48 134V135H49ZM56 134V133H55ZM80 134H82V132L80 133ZM80 134H78V135H80ZM123 134H122V137H123ZM131 134V133H130ZM148 134V133H147ZM4 135H0V136H3L2 137V139L4 138ZM10 135V134H9ZM8 135V136H9ZM15 135V136H16ZM22 134H20V136H21ZM29 135V134H28ZM41 135V134H40ZM43 136H44V133L42 134ZM54 135V134H53ZM53 135H50L51 137L50 138H52V136ZM72 135V134H71ZM76 135V134H75ZM14 136V135H13ZM36 136V135H35ZM55 136V135H54ZM58 136V135H57ZM69 136V135H68ZM77 136V135H76ZM82 136V135H81ZM86 136V135H85ZM101 136H99V137H101ZM126 136V135H125ZM5 137H7V134H6V136ZM42 137V136H41ZM56 137V136H55ZM73 137H74V135H73ZM84 137V136H83ZM96 137V136H95ZM150 137V136H149ZM149 137L147 138V139H149ZM1 138V137H0ZM10 138H11V136H10ZM14 138V137H13ZM25 138H27V137H25ZM24 138V139H25ZM31 138H33V136L31 137ZM44 138V137H43ZM57 138V140H59V138L58 137H56ZM72 138V137H71ZM77 138V137H76ZM75 137L73 138V139H76ZM81 138V140L83 139L82 137H80ZM85 138V137H84ZM103 138V137H102ZM119 138V137H118ZM124 138H126V137H124ZM129 138V137H128ZM136 138V137H135ZM134 138V139H135ZM67 139V138H66ZM130 139V138H129ZM16 140V141H15ZM21 140V139H20ZM39 139H37L36 141H38ZM50 140V139H49ZM48 140V141H49ZM56 140V141H57ZM77 140L79 141V138H77ZM85 140V139H84ZM95 140H96V138H95ZM124 140V139H123ZM127 140V139H126ZM137 140V139H136ZM136 140H135V143H137L138 142V140H137V142H136ZM1 141V140H0ZM54 141V140H53ZM69 141V140H68ZM68 141H66V142H68ZM75 141V140H74ZM92 141V140H91ZM93 141H94V139H93ZM93 141H92V143H93ZM97 141V140H96ZM98 141V143H100ZM128 141V140H127ZM14 142H19V139H18V141H17V139H14ZM21 142V141H20ZM33 142V141H32ZM51 142V141H50ZM57 142H59V141H57ZM64 142V141H63ZM63 142L61 143V144H63ZM73 142V141H72ZM77 142V141H76ZM84 143H85V141H83ZM33 143H35V142H33ZM41 143H43L42 141H41ZM69 143V142H68ZM74 143V142H73ZM78 143V142H77ZM75 144L74 145V147L75 148H77V151H78V149H81V146H83L82 144H81V142L79 143V144ZM89 143V142H88ZM87 143V144H88ZM95 143V142H94ZM135 143H134V145H135ZM140 143V142H139ZM143 143V142H142ZM9 144V143H8ZM16 144V143H15ZM20 143H17L16 145L18 146ZM22 144V143H21ZM27 144V143H26ZM44 144H46L45 142H44ZM50 144H52V142L50 143ZM66 144V143H65ZM64 144V147L67 145H65ZM71 144V143H70ZM86 144V143H85ZM90 144V143H89ZM88 144V145H89ZM141 144V143H140ZM140 144H139V146H138V143H137V147H140ZM10 145V144H9ZM16 145H14V146H16ZM23 145V144H22ZM72 145V144H71ZM92 145V144H91ZM100 145V144H99ZM131 145V144H130ZM15 147V148H17L18 149V147ZM21 145H19V147H20ZM23 146H25V148L24 149H26V145L24 144ZM22 146V147H23ZM29 146V145H28ZM36 146H38V145H36ZM39 146H40V144H39ZM50 146V145H49ZM48 146V147H49ZM54 146V145H53ZM59 146H60V144H59ZM68 146V145H67ZM95 146V145H94ZM21 147V148H22ZM30 147V146H29ZM43 147V146H42ZM41 147V148H42ZM46 147H47V144H46ZM62 147V146H61ZM64 147H63V149H64ZM72 147H73V145H72ZM89 147H90V145H89ZM102 147H98V148H101L102 149ZM133 147V146H132ZM142 147V146H141ZM140 147V148H141ZM87 148V147H86ZM91 148V147H90ZM17 149H16V151H17ZM20 149V148H19ZM53 148H52V145H51V150H52ZM54 149H55V147H54ZM57 149V148H56ZM62 149V150H63ZM68 149H69V147H68ZM82 149H85V148H83L82 147ZM82 149L78 152V153H80L81 151H82ZM95 149V148H94ZM137 149V148H136ZM142 149V148H141ZM146 149V148H145ZM13 150V149H12ZM46 150V149H45ZM58 150H60V148L58 149ZM64 150H67V148H65ZM73 151H74V149H72ZM91 150V149H90ZM96 151H97V147H96V149H95ZM103 150V149H102ZM110 150V151H109ZM130 150V149H129ZM15 151V152H16ZM26 151V150H25ZM35 151V150H34ZM38 150L36 149V152H37ZM57 151V150H56ZM55 151V152H56ZM70 151H71V149H70ZM83 151H87L86 149L85 150H83ZM101 151V150H100ZM99 151V152H100ZM104 151V150H103ZM103 151H101V152H103ZM131 151V150H130ZM137 151L138 150H136V154H137ZM149 151V150H148ZM153 151V150H152ZM154 151H156V150H154ZM14 152V153H15ZM39 152V151H38ZM40 152H42V151H40ZM47 152H48V150H47ZM53 152V151H52ZM52 152L50 153V154H52ZM69 152V151H68ZM67 152V153H68ZM88 152V151H87ZM86 152V153H87ZM91 152V151H90ZM94 152V151H93ZM107 152V153H108ZM123 152V151H122ZM127 152V151H126ZM135 152V151H134ZM133 152V153H134ZM27 154H28V152H26ZM29 153H34L32 150H31V152L29 151ZM42 153H45L44 151L42 152ZM49 153V152H48ZM57 153V152H56ZM62 153V152H61ZM61 153H59V154H61ZM67 153H64V154H67ZM83 153V152H82ZM81 153V154H82ZM132 153V152H131ZM143 153V152H142ZM141 153V154H142ZM147 153H149V152H144V154H147ZM17 154H20L21 155V152L20 153H17ZM49 154V155H50ZM58 154V153H57ZM75 155H76V152L74 153ZM97 154V153H96ZM98 154H100V153H98ZM150 154H152V153H150ZM20 155H17L18 156V158L20 157ZM32 155V154H31ZM31 155H29L30 157H31ZM34 155L36 156V154L34 153ZM42 155V154H41ZM45 154H43V156H44ZM52 155H54L53 157L54 158H56L57 160L58 159H60L59 157V155L57 156L56 155V157H55V154L53 153ZM72 155V154H71ZM92 155V154H91ZM90 154H86V159L84 160L83 158H82V160L83 161H85L86 163H87V165H89V169H88V172L85 170V171H83V169H82V171H81V169H80V172L78 173V171H77V164L78 163H80L79 161H78V163L77 164H72L71 166H70V164L68 163V169H67V167L66 168H64V169H67L68 171L67 172H63L62 174H63V176L61 177V175L60 176H58L59 174H60V171L57 173V171H58V169L56 168H54L55 166H58V165H60L61 164V162L60 161H58V162H60V164H58V162H56V164L57 165H55V166H52V167H50L49 166V168H48V165H47V162H46V164H43V163H45V161L44 162H42L41 164H42V166H40V168L42 169V167H43V165H46V168H48V170L50 171V173L52 174V176H53V181H52V183L53 184H56L58 187V189L60 190V194L61 195H63L62 196V198H61V196H59L60 198H61V202H62V200H63V202L65 203L64 205L65 206H70V209L72 208V207H74L73 206V204H74V201L73 200H71V197H69L68 196V194H71V193H66L64 190L66 189V188H68L67 186H69L70 185V182H71V180L69 179V177H73V176H75V178H76V176L78 177V175H81L82 176V178H84L85 180H86V177L88 176L87 175V173L89 174V173H93L91 176L93 177L92 178V180H94L95 182H98V187H97V189H96V191H97V193H100L101 191H103L104 189H106V188H108V186H107V184H106V180H108V179H106L107 178V175L105 174V170H106V167H108V164H109V166H111L112 167V164L114 163V161H111L110 163L109 162H107V161H105V159L101 156V155H99L100 157H96V159H98V161H96V159H95V156H91ZM104 155V154H103ZM124 155V154H123ZM134 155V154H133ZM148 155V154H147ZM16 156V155H15ZM14 155L12 156V157H14V159H17L16 157H15ZM28 156V155H27ZM40 156V155H39ZM62 156V155H61ZM67 157L69 156V155H66ZM74 156V155H73ZM80 156V155H79ZM82 156H84V155H82ZM105 157H106V155H104ZM110 155H108V157H109ZM132 156V155H131ZM142 156V155H141ZM25 157V156H24ZM34 157V156H33ZM38 157V156H37ZM50 156H48V158H49ZM52 157V156H51ZM50 157V158H51ZM53 157H52V159H53ZM58 157V158H57ZM70 157V156H69ZM78 157V156H77ZM122 157V156H121ZM128 157V156H127ZM126 157V158H127ZM32 158V157H31ZM35 158V157H34ZM44 158H46V156L44 157ZM136 158V157H135ZM13 159V158H12ZM13 159V160H14ZM26 159H28L27 157H25V160ZM37 159V158H36ZM38 159H40V158H38ZM56 159H54V160H52V161H56ZM63 159H64V157H63ZM68 159V158H67ZM73 159V158H72ZM74 159H75V157H74ZM110 159V158H109ZM121 159V158H120ZM128 159V158H127ZM34 159H32V161H33ZM45 160V159H44ZM46 160H49V162L51 161L50 159H46ZM64 160H66V159H64ZM76 160V159H75ZM78 160H81V159H78ZM113 160V159H112ZM122 160V159H121ZM138 160V159H137ZM23 161V160H22ZM29 161V160H28ZM31 161V160H30ZM62 161V160H61ZM70 161H71V157H70ZM70 161H68V162H70ZM74 161V160H73ZM150 161V160H149ZM13 162V161H12ZM19 162V161H18ZM25 162V161H24ZM24 162H23V164H24ZM66 162V161H65ZM72 162V161H71ZM116 162H117V160H116ZM123 162V161H122ZM121 162V163H122ZM127 162V161H126ZM20 163V162H19ZM22 163V162H21ZM30 163V162H29ZM74 163H75V161H74ZM84 163V162H83ZM86 163H84V164H86ZM129 163H131V162H129ZM128 163V164H129ZM13 165H14V163H12ZM23 164H21V166L23 165ZM33 163H30L29 165H32ZM36 164H38V163H36ZM48 164H50V163H48ZM55 164V163H54ZM62 164H63V161H62ZM62 164L60 165V167H62ZM67 164V163H66ZM20 165V164H19ZM19 165H17L18 167H20ZM78 165H80V164H78ZM142 165H143V163H142ZM1 166V165H0ZM4 166H5V164H3V166H2V168H4ZM35 166V165H34ZM82 165H80V167H81ZM86 165H84V167H85ZM137 166V165H136ZM139 166H140V163H139ZM30 167V166H29ZM83 167V168H84ZM127 167V166H126ZM129 167V166H128ZM127 167V168H128ZM6 168V167H5ZM24 168V169H23ZM32 168V167H31ZM40 168H38V169H36L35 168V170H39ZM59 168V167H58ZM130 168V167H129ZM135 168V167H134ZM1 169V168H0ZM28 169H30V168H28ZM62 168H60V170H61ZM86 169V168H85ZM7 170V169H6ZM6 170H4V172L6 171ZM21 170L22 171H24L25 170V167L24 166H22L21 167ZM20 170V171H21ZM32 170V169H31ZM45 170V169H44ZM44 170H42V172L44 171ZM54 170H56L55 172L56 173H54ZM78 170H79V166H78ZM8 171V170H7ZM26 171H27V169H26ZM62 171V170H61ZM64 171H66V170H64ZM134 171H135V169H134ZM140 171V170H139ZM19 172V171H18ZM37 171H35L34 173H36ZM41 172V173H42ZM49 173L48 171H46L45 170V176L43 175V174H41L40 173V170H39V173L36 175V176H44V178L43 179H45V180H47V176H51V174H48L47 175V173ZM15 173V172H14ZM22 173V172H21ZM24 173V172H23ZM29 173V174H28ZM27 174L28 175H30V170H29V172H28ZM78 173V174H77ZM4 174V173H3ZM6 174V173H5ZM9 174V173H8ZM140 174V173H139ZM143 174H144V172H143ZM13 175V174H12ZM22 175V174H21ZM24 175H25V173H24ZM23 175V176H24ZM129 175V174H128ZM134 175V174H133ZM136 175V174H135ZM38 176V177H39ZM110 176V175H109ZM137 176V175H136ZM7 177V176H6ZM27 178H28V176H26ZM34 177H35V174H34ZM37 177V178H38ZM128 177V176H127ZM126 177V178H127ZM142 177V176H141ZM140 177V178H141ZM31 178V177H30ZM36 178V179H37ZM78 178H80V177H78ZM89 179L91 178L90 176L88 177ZM7 179H9V178H7ZM22 179H23V177H22ZM29 179V178H28ZM35 179V178H34ZM39 179V178H38ZM37 179V180H38ZM50 179V178H49ZM48 179V180H49ZM142 179V178H141ZM4 180V179H3ZM11 179H9V181H10ZM44 180V181H45ZM84 180V181H85ZM8 181V180H7ZM12 181V180H11ZM10 181V182H11ZM13 181H15V180H13ZM24 181V180H23ZM26 181H27V179H26ZM89 181V180H88ZM124 181V180H123ZM143 181V180H142ZM5 182V181H4ZM10 182L8 183V184H6L5 186H7L8 187V185L10 184ZM22 182V181H21ZM32 183L34 182V181H31ZM46 182V181H45ZM50 182H51V179H50ZM125 182H126V180H125ZM140 182V181H139ZM1 183V182H0ZM6 183V182H5ZM13 183V182H12ZM47 183H49V182H47ZM138 183V182H137ZM4 184V183H3ZM25 184H26V182H25ZM36 183H33V185H32V187L35 185ZM141 185H142V183H140ZM14 185V184H13ZM47 185V184H46ZM48 185H50V184H48ZM11 186V185H10ZM9 186V187H10ZM24 186H26V185H24ZM36 186V185H35ZM110 186V185H109ZM139 186V185H138ZM7 188L8 190L10 189L11 190V188ZM70 187V186H69ZM5 188V187H4ZM139 188V187H138ZM144 188V187H143ZM7 189H5V190H7ZM28 189V188H27ZM49 189V188H48ZM52 189V188H51ZM69 189V188H68ZM7 190V191H8ZM26 190V189H25ZM30 190H33L32 188L30 189ZM56 189H54V191H55ZM71 191H73L72 189H70ZM69 190V191H70ZM128 190V189H127ZM139 190V189H138ZM144 190V189H143ZM2 191V189L0 190V192ZM4 191V190H3ZM7 191H4V192H6L7 193ZM12 191V190H11ZM70 191V192H71ZM13 192V191H12ZM58 192H57V194H58ZM74 192V191H73ZM76 192V191H75ZM123 192V191H122ZM127 192V191H126ZM28 193V192H27ZM124 193V192H123ZM1 194V193H0ZM20 194V193H19ZM25 195H28V194H26V193H24ZM24 194L22 195V197L24 196ZM30 195H31V193H29ZM125 194V193H124ZM7 195V194H6ZM18 195V194H17ZM110 195V194H109ZM108 194H107V196H109ZM2 196L4 197V194L3 195H1V198L0 199H2ZM76 196V195H75ZM122 195H120V197H121ZM149 196V195H148ZM5 197H7V196H5ZM21 197V198H22ZM25 197V196H24ZM24 197L21 199V200H24ZM27 197V196H26ZM25 197V199H27ZM110 197H111V195H110ZM109 197V198H110ZM120 197H119V199H120ZM127 197V196H126ZM31 198H32V195H31ZM54 198V197H53ZM75 198V197H74ZM79 198V197H78ZM123 198V197H122ZM4 199V198H3ZM2 199V200H3ZM33 199V198H32ZM7 200V199H6ZM54 200V199H53ZM124 200V199H123ZM133 200V199H132ZM141 200V199H140ZM149 200V199H148ZM25 201V200H24ZM27 201V200H26ZM57 201V200H56ZM135 202H134V205H135V203H136V200H134ZM142 201V200H141ZM141 201H139V203L141 202ZM146 201V200H145ZM1 202V201H0ZM15 202V201H14ZM22 203V201H19V203ZM61 202H59L60 203V205L62 204ZM16 203V202H15ZM14 203V204H15ZM57 203H58V201H57ZM75 203H76V201H75ZM124 204H125V202H123ZM147 203V202H146ZM148 203H149V201H148ZM3 204H5V203H3ZM7 204H9V202H7ZM10 204H11V202H10ZM17 204H18V202H17ZM23 204V203H22ZM22 204H19L18 206H21ZM36 204V203H35ZM54 204H56V203H54ZM127 204V203H126ZM23 205H25V204H23ZM22 205V207H24ZM38 205V204H37ZM39 205H40V203H39ZM57 205V204H56ZM55 205V206H56ZM76 205V204H75ZM128 205V204H127ZM127 205L125 206V205H123V206H125V207H127ZM146 205V204H145ZM13 205H11V207H12ZM14 206H16V205H14ZM13 206V207H14ZM58 206V205H57ZM57 206L55 207V208H57ZM63 205H61L60 207H62ZM65 206H63L64 207V209L62 210V209H56L57 211L53 214V216H52V218L54 217V218H56V220L58 219V220H63V221H65V223H66V221L67 220H71V218L73 217V214L72 213H70L69 212V208H65ZM77 206V205H76ZM112 206V205H111ZM131 206V205H130ZM148 206V205H147ZM8 207H9V205H8ZM25 207H26V205H25ZM24 207V208H25ZM140 207V206H139ZM1 208V207H0ZM17 208V207H16ZM19 208V207H18ZM54 208V209H55ZM22 209V208H21ZM36 209V208H35ZM146 209V208H145ZM154 209V208H153ZM34 210V209H33ZM38 210V209H37ZM72 211H73V209H71ZM110 210V209H109ZM122 210H124V209H122ZM126 210H127V208H126ZM129 210V209H128ZM132 210H135V208H132ZM131 210V211H132ZM147 210H148V207H147ZM150 210V209H149ZM5 211V210H4ZM19 211V210H18ZM21 211V210H20ZM32 211V210H31ZM34 212V211H33ZM47 212V211H46ZM54 212V211H53ZM74 212V211H73ZM124 212V211H123ZM0 213H2V211L0 212ZM19 213V212H18ZM23 213V212H22ZM21 213V214H22ZM35 213V212H34ZM48 213V212H47ZM132 213V212H131ZM20 214V213H19ZM24 214H26L27 215V213H25V211H24ZM33 214V213H32ZM37 214V213H36ZM38 214H39V217H41V215H40V212H38ZM37 214V215H38ZM52 214V213H51ZM124 214V213H123ZM7 215V214H6ZM29 215H30V213H29ZM34 215V214H33ZM75 215V214H74ZM129 215H131L130 213H129ZM5 216V215H4ZM25 216V215H24ZM51 216V215H50ZM49 216V217H50ZM125 218H127L128 216L126 215V213H125ZM127 216V217H126ZM134 216V218H135V214L133 215ZM2 217V216H1ZM7 218H8V215L6 216ZM34 217H35V215H34ZM38 217V218H39ZM139 217V216H138ZM15 218V217H14ZM20 218H21V216H20ZM25 217H22L21 219H23V221L22 220H20V221H22V222H24V225H25V221L24 220H26L27 218H28V215H27V218L26 219H24ZM38 218L36 217V218H34V220L35 219H37V221H38ZM42 218V217H41ZM131 219H132V221L134 222V220H133V218L132 217H130ZM130 218H127V220H129L128 222H132L131 220H130ZM141 218V217H140ZM30 219H31V217H30ZM29 218H28V220H30ZM48 219V218H47ZM15 220V219H14ZM18 220V221H19ZM52 220V219H51ZM57 220V221H58ZM125 220V219H124ZM136 220V219H135ZM139 220V219H138ZM154 220V219H153ZM16 221H17V219H16ZM19 221V222H20ZM32 222H33V216H32V220H31ZM36 221V220H35ZM30 222L29 221V223L32 225H35L34 223H36V222ZM55 221V220H54ZM140 221V220H139ZM18 222V223H19ZM21 222V223H22ZM56 222V221H55ZM132 222V223H133ZM142 222V221H141ZM140 222V223H141ZM27 223V222H26ZM29 223H28V225L26 224V227L24 226V228H26V230H27V228H28V226H29ZM60 223V222H59ZM127 222H125V224H126ZM137 223V222H136ZM139 223V224H140ZM145 223V222H144ZM150 223V222H149ZM154 224H155V222H153ZM39 224V223H38ZM41 224V223H40ZM42 224H44V223H42ZM55 224V223H54ZM20 224H18V226H19ZM30 225V226H31ZM32 225V226H33ZM56 225V224H55ZM54 225V226H55ZM137 225V224H136ZM14 226V225H13ZM17 226V225H16ZM21 226V225H20ZM30 226H29V228L28 229H31L30 228ZM31 226V227H32ZM36 227H37V225H35ZM35 226H33V227H35ZM41 226V225H40ZM53 226V227H54ZM57 227H58V225H56ZM126 226H127V224H126ZM129 226H132V225H129ZM152 226V225H151ZM179 226V225H178ZM35 227V228H36ZM39 227V226H38ZM37 227V229L39 230V228H40V232H41V227H39L38 228ZM44 227H46L45 225H43V228ZM136 227V226H135ZM141 226H139V228H140ZM152 227H154V226H152ZM34 228V229H35ZM46 228H48V229H45L46 231L48 230L49 231V227H46ZM133 227H131V229H132ZM142 228V227H141ZM151 228V227H150ZM16 229H18V228H16ZM33 229V228H32ZM52 229V228H51ZM50 229V230H51ZM54 229H55V227H54ZM54 229L53 230H51L53 233H54ZM126 229H128V228H126ZM130 229V230H131ZM134 229V228H133ZM133 229L131 230L132 232H133V235H134V233L136 232V230H138V233H139V229H137V227H136V229H134V231H133ZM19 230V229H18ZM22 230V229H21ZM36 230V229H35ZM43 230V229H42ZM65 230V229H64ZM153 229H151V231H152ZM23 231V230H22ZM25 231V230H24ZM30 231V230H29ZM37 231V230H36ZM47 231V232H48ZM130 231V232H131ZM141 231V230H140ZM143 231V230H142ZM150 231V230H149ZM148 231V232H149ZM157 232H158V229L156 230ZM21 232V231H20ZM25 232H27V231H25ZM33 232V231H32ZM39 231H38V233H40ZM42 232H45L44 230L42 231ZM128 232V231H127ZM126 232V233H127ZM129 232V233H130ZM144 232V231H143ZM153 232V231H152ZM159 232H160V229H159ZM22 233V232H21ZM30 233H31V231H30ZM36 233V232H35ZM49 233V232H48ZM125 233V234H126ZM129 233H127L125 236V239L126 238H128V239H126V240H129L130 238L132 239H134V240H136L137 241V239H136V237H134L133 235H132V237L130 236H128V234ZM137 232L135 233L136 234V236H137V234H138ZM141 233V232H140ZM150 233V232H149ZM26 234V233H25ZM28 234V233H27ZM51 234V233H50ZM145 233H142V235H144ZM152 234H154V233H152ZM157 234V233H156ZM141 235V234H140ZM139 235V236H140ZM238 236V235H237ZM142 237V239L144 240V236H141ZM148 237V236H147ZM137 238H138V236H137ZM130 239V241H132ZM148 239V238H147ZM134 240H133V243H137L136 241L134 242ZM142 240V241H143ZM139 241H140V244L142 243V241L139 239ZM87 242V241H86ZM144 242V241H143ZM104 244L106 243V242H103ZM127 243H131V245H132V242H127ZM139 243V242H138ZM137 243V244H138ZM146 243V242H145ZM136 244V245H137ZM87 245V244H86ZM139 245V244H138ZM148 245V244H147ZM106 246V245H105ZM256 246V245H255ZM257 246L259 247V244H257ZM92 247V246H91ZM262 247V246H261ZM86 248V247H85ZM84 248V249H85ZM93 248V247H92ZM150 248V247H149ZM248 248V247H247ZM250 248V247H249ZM253 248H255V247H253ZM82 249H83V247H82ZM77 250V252L79 251L78 249H76ZM81 250V249H80ZM88 250V249H87ZM261 250V249H260ZM70 251V250H69ZM82 251V250H81ZM147 251V250H146ZM249 251H250V254H251V249H249ZM255 251V250H254ZM256 251H257V249H256ZM255 251V252H256ZM80 252V251H79ZM71 253H72V251H71ZM126 253V252H125ZM141 253V252H140ZM248 255V254H247ZM260 255V254H259ZM73 256H75L74 255V250H73ZM73 256H72V254H71V257L73 258ZM81 256V255H80ZM261 256H263V255H261ZM77 257V256H76ZM81 257H84L83 255L81 256ZM254 257H255V255H254ZM71 258V259H72ZM90 258H97L96 257V253H90ZM250 258H253V257H250ZM256 258V257H255ZM263 258V257H262ZM75 259V257L73 258V260ZM79 259V258H78ZM82 259V258H81ZM89 259V258H88ZM88 259H86V260H88ZM80 260V259H79ZM78 260V261H79ZM85 260V259H84ZM83 260V261H84ZM252 260V259H251ZM257 260V259H256ZM72 261V260H71ZM96 261V260H95ZM246 262H247V260H245ZM262 261V260H261ZM264 261V260H263ZM74 262V261H73ZM87 262H89V260L87 261ZM159 262V261H158ZM256 262V261H255ZM257 262H258V260H257ZM256 262V263H257ZM76 263V262H75ZM142 263V262H141ZM253 263H254V261H253ZM245 264H248V262L247 263H245Z\"/></svg>","mask_w":264,"mask_h":264}]
</instances>
